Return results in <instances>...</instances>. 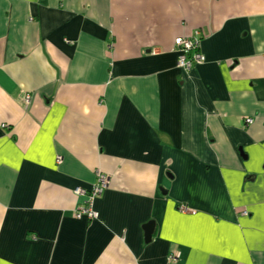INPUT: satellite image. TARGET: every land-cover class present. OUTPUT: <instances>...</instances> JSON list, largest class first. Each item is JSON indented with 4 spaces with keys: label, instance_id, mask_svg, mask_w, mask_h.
Returning a JSON list of instances; mask_svg holds the SVG:
<instances>
[{
    "label": "crops",
    "instance_id": "obj_1",
    "mask_svg": "<svg viewBox=\"0 0 264 264\" xmlns=\"http://www.w3.org/2000/svg\"><path fill=\"white\" fill-rule=\"evenodd\" d=\"M0 264H264V0H0Z\"/></svg>",
    "mask_w": 264,
    "mask_h": 264
},
{
    "label": "built area",
    "instance_id": "obj_2",
    "mask_svg": "<svg viewBox=\"0 0 264 264\" xmlns=\"http://www.w3.org/2000/svg\"><path fill=\"white\" fill-rule=\"evenodd\" d=\"M202 40V34L199 31H196L190 37H178L175 39V46L177 47L178 58H177V67L180 70L189 71L194 66L202 64L205 61V56L200 51V43ZM31 96L26 95L24 102L29 104ZM247 122L250 124L253 122V119L249 118ZM4 127H6L4 125ZM58 162H61V157L57 158ZM109 176L102 172H98L96 176V181L93 186L85 190L83 188H76L75 193L79 196L86 197V204L80 205L76 212L75 217L77 219L87 218L90 221L98 220L99 213L95 210L94 202L98 197H100L103 192L107 189L109 184ZM181 210H186L183 206L180 207ZM244 215H247L244 212ZM170 260L176 262L178 260L177 256H170Z\"/></svg>",
    "mask_w": 264,
    "mask_h": 264
},
{
    "label": "water",
    "instance_id": "obj_3",
    "mask_svg": "<svg viewBox=\"0 0 264 264\" xmlns=\"http://www.w3.org/2000/svg\"><path fill=\"white\" fill-rule=\"evenodd\" d=\"M145 242L150 243L155 231V222L151 221L144 225Z\"/></svg>",
    "mask_w": 264,
    "mask_h": 264
}]
</instances>
